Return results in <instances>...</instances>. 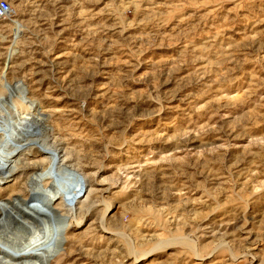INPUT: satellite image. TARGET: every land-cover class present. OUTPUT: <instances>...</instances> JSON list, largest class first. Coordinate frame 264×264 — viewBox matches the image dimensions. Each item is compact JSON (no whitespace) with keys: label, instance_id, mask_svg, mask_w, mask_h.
I'll return each mask as SVG.
<instances>
[{"label":"rangeland","instance_id":"374dc122","mask_svg":"<svg viewBox=\"0 0 264 264\" xmlns=\"http://www.w3.org/2000/svg\"><path fill=\"white\" fill-rule=\"evenodd\" d=\"M0 264H264V0H8Z\"/></svg>","mask_w":264,"mask_h":264},{"label":"built area","instance_id":"2783aa9c","mask_svg":"<svg viewBox=\"0 0 264 264\" xmlns=\"http://www.w3.org/2000/svg\"><path fill=\"white\" fill-rule=\"evenodd\" d=\"M14 17L11 3L8 0H0V23L6 20L14 23Z\"/></svg>","mask_w":264,"mask_h":264}]
</instances>
